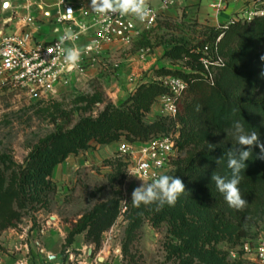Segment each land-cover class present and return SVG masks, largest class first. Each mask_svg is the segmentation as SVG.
<instances>
[{
  "label": "rangeland",
  "instance_id": "rangeland-1",
  "mask_svg": "<svg viewBox=\"0 0 264 264\" xmlns=\"http://www.w3.org/2000/svg\"><path fill=\"white\" fill-rule=\"evenodd\" d=\"M221 26L216 30L229 24ZM210 27L193 18L140 24L129 46H111L105 66L89 67L42 98L0 81V264H256L241 246L262 234L264 220L253 222L248 237L240 238L238 219L216 217L191 196L187 183L173 206L136 208L132 190L149 183L128 175L118 152L125 135L100 143L99 129L75 132L108 109L136 111L144 124H161L153 136L179 133L170 176L190 151L237 142L233 130L182 131V104L177 102L175 118L166 107L167 99L176 100L167 78L179 76L160 74L161 69L199 72L215 84L224 63L241 64L264 51L260 42L244 38L220 47V36L209 38ZM151 81L168 93L150 109L136 110L127 100ZM244 94L264 98V89ZM80 140L84 143L77 146Z\"/></svg>",
  "mask_w": 264,
  "mask_h": 264
},
{
  "label": "trees",
  "instance_id": "trees-1",
  "mask_svg": "<svg viewBox=\"0 0 264 264\" xmlns=\"http://www.w3.org/2000/svg\"><path fill=\"white\" fill-rule=\"evenodd\" d=\"M257 19V20H256ZM253 25L254 30H247ZM223 27V25L221 26ZM209 38L220 36L218 46L223 47L238 39H250L264 45V17L248 22L229 24L223 31L216 27L208 28ZM206 35H208V32ZM242 36V37H241ZM245 36V37H243ZM207 36L201 41L203 47ZM200 56V54H199ZM261 57V58H260ZM260 58V59H258ZM213 61V60H212ZM163 75H177L188 82L182 97L176 102L182 104L186 119L182 131L200 133L206 130H233L235 121L243 124L247 133L257 132L259 143L264 144V98L251 99L245 92L264 89V51L258 56H250L243 63H224L222 76L211 84L202 73L188 74L181 71L161 69ZM166 86L157 81L141 84L136 92L127 100L136 110H148L160 95L167 94ZM90 127L99 129L98 141L112 143L120 140L122 135L128 141H144L160 130L161 124H144L136 111L113 108L96 121H84L75 128L78 133ZM74 132V133H75ZM80 140L77 146H81ZM237 142L211 146L207 150H192L185 159L183 167L178 168L173 176L180 178L191 187V196L202 204L210 206L212 213L218 218L227 214L233 215L243 227L239 237H248L253 222L264 220V158L258 146L252 147V155L241 171L238 185L242 197L248 202L243 210L228 206L211 180L213 173L225 178L231 177V169L227 166V152L236 147ZM217 160L219 163H217Z\"/></svg>",
  "mask_w": 264,
  "mask_h": 264
},
{
  "label": "built area",
  "instance_id": "built-area-1",
  "mask_svg": "<svg viewBox=\"0 0 264 264\" xmlns=\"http://www.w3.org/2000/svg\"><path fill=\"white\" fill-rule=\"evenodd\" d=\"M28 1V0H27ZM231 0H215L212 4L215 13L225 10ZM78 4L70 0H57V23H64L66 29L62 36L70 35L64 47H78L81 51L79 64L69 69L64 62V54L56 48L59 38L42 41L25 32L23 37L16 35L0 36V81L12 88L27 92L33 98H42L53 94L61 86L72 84L77 74L98 63L106 65L108 50L115 43L129 46L137 35L138 25L151 26L160 17L159 12L148 6L151 15L145 21L129 15H101L91 10V0H78ZM89 2L87 5H85ZM174 0H162V7H168ZM30 5L25 6L29 11ZM71 9V13H69ZM79 11V17L76 13ZM264 17V0H248L241 11L233 16L229 24L240 21H251ZM83 20H81V19ZM27 25H35L36 18L27 15ZM86 29V31H82ZM85 38L82 47L77 42ZM52 51H49V50ZM117 67V63L114 64ZM167 85L172 97L177 99L188 86L183 78H167ZM167 111L172 117L178 114L176 100L166 101ZM179 133L173 132L164 136H152L144 141H128L120 143L118 152L124 158L127 173H134L146 183H151L160 174H168L171 159L177 153ZM130 176V175H129ZM135 177V176H132ZM138 177H135L139 179ZM140 180V179H139ZM141 180V181H142ZM241 251L252 257L256 264H264V231L260 236L250 237L243 241Z\"/></svg>",
  "mask_w": 264,
  "mask_h": 264
},
{
  "label": "clouds",
  "instance_id": "clouds-1",
  "mask_svg": "<svg viewBox=\"0 0 264 264\" xmlns=\"http://www.w3.org/2000/svg\"><path fill=\"white\" fill-rule=\"evenodd\" d=\"M9 6V0H5L4 7L8 8ZM91 10L101 15L132 14L141 22L151 15L147 0H91ZM69 13H71V9H69ZM82 31H86V29H82ZM70 39V35L61 36L56 48L64 54V62L68 68L73 69L79 64L82 54L78 47H64L65 41ZM232 128L237 146L229 148L227 152V166L231 169V177L225 178L213 173L211 180L215 182L217 190L223 194L229 207L243 210L248 202L242 197L238 187L241 181L240 173L245 168L246 161L252 155L254 145L260 148V155L257 158H264V144L259 143L257 132L247 133L241 122L235 121ZM211 146L212 144H210ZM217 163H219L218 160ZM129 175L138 177L134 173ZM138 178L142 180L141 177ZM184 192L185 184L180 178L162 173L151 183L147 185L142 183L140 186L135 187L131 192V203L136 208H139L142 204L150 205L153 203L159 207H163L165 204L173 206L178 197Z\"/></svg>",
  "mask_w": 264,
  "mask_h": 264
},
{
  "label": "crops",
  "instance_id": "crops-1",
  "mask_svg": "<svg viewBox=\"0 0 264 264\" xmlns=\"http://www.w3.org/2000/svg\"><path fill=\"white\" fill-rule=\"evenodd\" d=\"M57 0H9L10 6L4 7L5 0H0V36L16 35L22 38L25 32L38 40L47 41L62 36L66 29L64 23H57V10L54 4ZM79 3L78 0H70ZM215 0H174L168 7H162V0H147V5L155 8L160 17L173 19L193 18L199 22L219 27L229 24L231 18L236 16L248 0H231L225 10L215 13L212 4ZM87 2L85 5H87ZM30 5L29 11L25 6ZM32 15L36 18L35 25H27L24 18ZM136 18L132 14H127ZM79 17V11L76 13ZM81 19V18H80ZM83 20V19H81ZM85 38L77 44L82 47Z\"/></svg>",
  "mask_w": 264,
  "mask_h": 264
}]
</instances>
